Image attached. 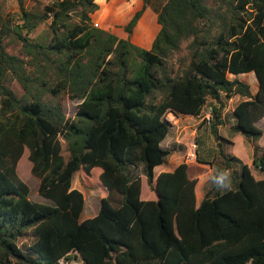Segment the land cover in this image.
Here are the masks:
<instances>
[{"label": "trees", "instance_id": "1", "mask_svg": "<svg viewBox=\"0 0 264 264\" xmlns=\"http://www.w3.org/2000/svg\"><path fill=\"white\" fill-rule=\"evenodd\" d=\"M97 1L16 0L7 13L0 0V264H264V179L227 154L220 135L223 98L237 96L232 132L252 142L263 134L264 0H142L124 31L130 37L151 7L161 29L150 50L95 27ZM44 24L47 36L31 38ZM184 43L177 70L171 60ZM250 73L256 94L228 77ZM65 96L78 102L73 119ZM211 100L222 166L197 206L188 164L158 177L155 169L172 154L162 147L167 116L199 118ZM25 150L47 204L18 176ZM253 165L264 172L263 148ZM80 171L97 175L118 205L103 198L81 221L84 196L72 188ZM142 177L156 200L141 198Z\"/></svg>", "mask_w": 264, "mask_h": 264}, {"label": "rangeland", "instance_id": "2", "mask_svg": "<svg viewBox=\"0 0 264 264\" xmlns=\"http://www.w3.org/2000/svg\"><path fill=\"white\" fill-rule=\"evenodd\" d=\"M13 0H2L4 4L5 11L7 13H14L13 7L11 6ZM55 0H43L45 4L53 2ZM131 2V3H130ZM29 7L33 5L32 2H28ZM130 3V4H129ZM129 5H126L125 11L126 13L121 14V16L128 17V14L133 13L136 5L134 0H129ZM131 5V6H130ZM135 6V7H134ZM130 8V9H129ZM155 13V12H154ZM151 21V16L148 14L145 18V22ZM47 30L48 25L44 24L42 25L35 33L31 34V38H37V37H44L47 36ZM8 51L10 54H18V46L15 45H9ZM188 58V51H187V43H184L182 45V51L180 54L176 55L173 60H171V64L175 66L177 70H182L185 67L186 60ZM253 77L251 76H241V77H233L229 76L230 80L238 79L247 85L250 86L251 92L253 94L257 93V87L255 83V74L251 73ZM13 90L21 96L23 94L22 89L17 84V82H12L11 84ZM242 99L237 96L233 99L229 100L226 98H223L224 108H223V116L226 121V124L224 127L220 128V135L222 138L226 141L225 145V152L229 155L235 156L246 162V164H249L254 176L257 179H264V172H261L260 170L256 169L253 165V155H254V149L255 147H261L264 149V118L259 120V123L257 126L263 130L262 137L257 142H252L249 139H246L242 134L240 133H234L233 128L236 125L235 118L233 116V111L236 105L241 101ZM212 104H217L213 102L212 100L209 102V105L204 107V112L201 117L194 118L192 120L185 119L183 116H174L173 114H169L167 116L168 121L173 125V128L170 133L171 140L168 139V141L165 144V148L167 150H170L172 154L167 157V164L168 162H172L174 165L186 163L188 166H190V169L195 170L197 173H200L202 175L201 180L204 181L203 186V195H205L206 191L211 188V186L217 182L218 172L219 168L222 166V160L219 153L218 145L211 134L210 131V125L208 117H210V121L213 119V112H212ZM64 108L65 112L68 118L73 119L77 113V106L78 102L71 100L68 96H65L64 98ZM190 122L192 125L191 130L193 132H183L184 126H188V124L182 125V123ZM183 126V127H182ZM196 132V133H195ZM179 138V143L177 142V139ZM241 138L242 140H239ZM236 140H238V143H236ZM236 143V144H235ZM192 152H196L197 158L194 162H190L189 156ZM202 157V159L206 160L208 163L205 167H200L199 169V162H198V156ZM249 159H248V156ZM29 157V151L25 150V153L20 160L17 168L18 176L20 179L28 186L30 190V199L32 201H35L37 203L47 204L48 201L44 200L42 197L39 196V187L41 179L32 175V163L28 159ZM203 168V169H202ZM96 173H101L100 168L95 169ZM200 171V172H199ZM228 175V172L225 173ZM84 175V174H83ZM80 172H77L72 181V188L79 190L85 200L84 205V211L81 215V221H84L86 219L92 218L100 210L101 206V199L110 197V200L112 201L113 205L117 206L119 203L120 196L112 192H110L101 184L99 178L97 175H92V178H86V176H83ZM141 198L143 200H156L157 196L154 191V189H151L146 182V178L142 177V196ZM27 241V238H24L20 241V244H25ZM76 256V255H75ZM78 256V255H77ZM67 264H83V262L79 259H74ZM150 264H159V263H150Z\"/></svg>", "mask_w": 264, "mask_h": 264}, {"label": "crops", "instance_id": "3", "mask_svg": "<svg viewBox=\"0 0 264 264\" xmlns=\"http://www.w3.org/2000/svg\"><path fill=\"white\" fill-rule=\"evenodd\" d=\"M134 1L136 3L135 6H137V7L134 6L135 9H134L133 13L128 14V17H126V16H121V14H123V13L127 14V11H125V7H126V5H129L131 3L130 2L128 4L129 0H98L97 3L99 4L100 9L97 13H95L92 16V19H93L94 23H97L99 25V28L104 29L106 31H109V32H111V33H113V34H115L118 37L123 38V39L130 38L131 42L134 43L135 45H137V46H139L145 50H150L157 34L159 33V31L161 29V26L159 25V23L157 21V14L154 13L155 11L152 10L151 7H148L146 9L142 18L140 19L137 26L135 27L133 34L130 35V37L124 31V28L127 25L128 21H130V19L134 16V14L137 11H139L143 6L142 0H134ZM11 6L13 7V9H12L13 11H17L16 10L17 9L16 0L12 1ZM148 14H150V16H151V21L145 22V18ZM229 76H233V77L251 76V77H253L251 73L238 75V76L229 74L228 77ZM255 83H256V87H257V91H258L260 84H259L257 78H255ZM180 116H183V117H185V119H188V120H192V119L196 118V117L189 116V115H180ZM184 124H188V126H184V128H183L184 130H182L183 132L184 131L187 133L193 132L191 130L192 125H190L191 123L189 121L182 123V125H184ZM168 139H170V140L172 139V138H170V134L165 139V141H163V143H162L163 148H165V144L168 141ZM239 140H242V139L239 138ZM177 142L178 143L180 142L179 138L177 139ZM236 143H238V140H236ZM248 159H249V156H248ZM244 164H246L245 161H244ZM179 165L180 164L174 165L172 162H168V164H167V160H166V163L163 166H159L155 169L156 177H158L163 172H171V171L175 170ZM198 165H199V169H201L200 167H205L207 164L199 162ZM247 165L249 166V164H247ZM188 176L190 179H197L198 180L197 186L195 188V195H196V201L195 202H196L197 206H199L201 204V201H203L204 196H205V195H203L204 181L201 180L202 175L200 173H197L195 170L190 169V166H189Z\"/></svg>", "mask_w": 264, "mask_h": 264}, {"label": "built area", "instance_id": "4", "mask_svg": "<svg viewBox=\"0 0 264 264\" xmlns=\"http://www.w3.org/2000/svg\"><path fill=\"white\" fill-rule=\"evenodd\" d=\"M94 25H95V27H99V25L97 23H94ZM212 112H213V110H212ZM208 120L210 121V117H208ZM196 158H197L196 152H192L189 156V160L191 163L194 162Z\"/></svg>", "mask_w": 264, "mask_h": 264}, {"label": "clouds", "instance_id": "5", "mask_svg": "<svg viewBox=\"0 0 264 264\" xmlns=\"http://www.w3.org/2000/svg\"><path fill=\"white\" fill-rule=\"evenodd\" d=\"M221 180L223 181V176L221 177Z\"/></svg>", "mask_w": 264, "mask_h": 264}]
</instances>
